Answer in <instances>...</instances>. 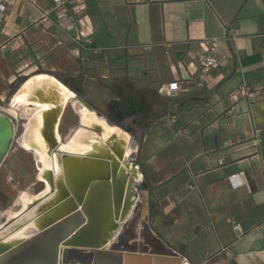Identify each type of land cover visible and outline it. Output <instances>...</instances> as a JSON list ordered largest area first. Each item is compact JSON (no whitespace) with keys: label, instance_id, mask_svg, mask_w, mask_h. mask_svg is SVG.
Returning <instances> with one entry per match:
<instances>
[{"label":"crops","instance_id":"crops-1","mask_svg":"<svg viewBox=\"0 0 264 264\" xmlns=\"http://www.w3.org/2000/svg\"><path fill=\"white\" fill-rule=\"evenodd\" d=\"M213 41L219 63L204 71L201 60ZM136 70V83L145 81L166 99L143 136H133L141 125L136 117L117 125L95 110L136 146L127 155V173L147 186L156 234L192 264H264V0L7 5L0 22V99L46 74L89 102L90 90H114V79L129 90L126 72ZM241 88L249 93L232 95ZM74 110L79 123L90 114L78 100ZM41 173L37 167L45 186Z\"/></svg>","mask_w":264,"mask_h":264},{"label":"water","instance_id":"water-1","mask_svg":"<svg viewBox=\"0 0 264 264\" xmlns=\"http://www.w3.org/2000/svg\"><path fill=\"white\" fill-rule=\"evenodd\" d=\"M46 76L54 78L53 76ZM35 78L37 76L25 80L10 97L7 105L0 104V166L14 142L20 120L26 119L27 121V117L13 103V98L17 93L24 90L26 86H34V82L31 83L30 80ZM55 82L59 85H64L57 79H55ZM43 85H45L44 88L35 87L33 89V95L28 105L31 108H37L43 104L49 105L47 109H43L44 124L41 132L48 143L49 153H62V160L65 168H67V178L70 187L62 193V199H58L52 205L43 209L44 211L38 217L37 233L24 239L5 241V236L0 238V264H63V262L69 264L68 262L70 261L72 263H91L93 251H84L83 248L95 249L101 247L107 237V233L110 231V227H113V229L118 227V225L114 224V220L124 221L133 202L137 200L134 208L135 211L141 202L140 199H142L141 207L147 206L142 214L144 227L141 231H148L150 241L146 240L144 243H137L135 241L121 243L120 239L127 234L125 230L121 231L118 241L112 246V249L115 251V264H133L130 263L131 258L132 260L135 258L140 259V262L148 259L147 261L145 260L147 264H149L151 258L153 264H164L168 260H181L179 256L182 255L165 244L151 228L148 194L138 189L141 180L137 177V174L133 173L129 178V175L120 172L118 161L109 150L105 151V154L101 156L82 153L81 159H75L71 158L65 150L59 148V140L56 138V126L66 104H64L58 95L56 85L54 87L48 84ZM69 90L72 92V96L77 97L87 108L96 111L89 102L71 89ZM97 113L101 114L100 112ZM80 125L82 123H79ZM24 128L23 131H25ZM127 130L131 132V129ZM109 144L110 149L118 154L117 143L114 137L110 139ZM31 148L35 149L34 147ZM128 161L126 165L129 168L132 162L128 163ZM135 169L138 168L134 166L133 171H136ZM127 178L129 180L126 187ZM47 179L51 183V189H53V172L50 171L48 173ZM99 185H102L107 195H109V203H112L113 210L109 213L108 225L101 229V234L93 235L91 234L92 230L90 231L89 225H91L95 209L91 207L88 199L93 195L95 187ZM39 199L35 200V202ZM85 215L88 217L86 222ZM133 218L127 221L125 224L127 226H124L125 228H131ZM13 219H15V216L5 219L0 230L5 229ZM133 234L135 235L134 231ZM65 245L68 248L64 249L62 247ZM147 245L150 246L148 250L146 249ZM162 251L164 254L158 255ZM95 252L96 255H100L97 250ZM143 253H153L154 255ZM166 255L175 257H168ZM96 257L99 258V256Z\"/></svg>","mask_w":264,"mask_h":264},{"label":"bare ground","instance_id":"bare-ground-1","mask_svg":"<svg viewBox=\"0 0 264 264\" xmlns=\"http://www.w3.org/2000/svg\"><path fill=\"white\" fill-rule=\"evenodd\" d=\"M30 81L31 83L34 82L35 85L26 86L24 90L17 93L13 98V103L17 105V107L22 111L23 115L27 117V121L24 123L25 131H23L22 134L19 136L18 141L20 143L19 145H21L23 148L35 153V156L37 157V167L42 170L41 177L45 183V187L42 191L31 196L30 198H26L27 193L22 192L20 194L21 208L17 212L15 211L8 215H5L4 220L0 221L1 227L5 219H9L15 216V219H13L12 222L5 229L0 230V238L5 236V241L11 239H24L37 233V221L39 215L42 213V211H44L43 209H46V207H49L58 199H62V193L66 189H68V187H70V183L67 178V168H65V165L62 160V153L55 152L50 154L48 151V143L41 132V129L43 128L44 124L43 109H47L49 105L43 104L40 107L31 108L28 103L30 102L29 100L33 95V89L35 87L44 88L45 85L43 84H48V82H52L50 84L52 87L56 85V88L58 89V95L61 97L64 104L67 105V102H69L74 97L72 96V92L67 87L62 84H57L55 82V79L52 77L50 78L46 75H39L37 76V78ZM48 88L50 89V87ZM75 98L79 101L77 97ZM77 100L72 99V103L75 106V109H77ZM87 109L89 110L90 114L81 117L80 123H82V125L77 126L75 131L64 140H61V136L59 134V127L63 115L62 113L59 122L56 126V138L57 140H59V148L65 150L67 153H69L71 158L75 159H81L82 153L86 155L91 154L94 156H101L105 154V151L109 150L118 161L119 171L129 175L127 173L128 167L126 165V156L133 149H136V146L132 145L131 143V138L129 134L124 132L117 125L109 123L102 114L99 115L96 111L90 110L89 108ZM112 137L115 138V141L117 143L116 148H118V154L112 149H110L111 147L109 141ZM29 138L32 140L29 141ZM31 147H34L35 149H32ZM93 147H95L94 151ZM50 171L53 172V189H51V183L47 179L48 173ZM137 177L140 179V175H138ZM128 180L129 179L127 178L126 187L128 185ZM108 197L109 195H107V192H105L104 187L102 185H99L95 187V190H93V195L90 196V198L88 199L89 203L91 204V207L95 209L93 218L91 220V225H89V229L90 231L92 230L91 234L93 235L101 234V229L108 225L109 213L113 210V205L112 203H109ZM37 199L39 200L35 202V200ZM140 200L141 202L139 203V206L136 208L135 211L134 208L137 200L133 202L130 207V210L127 212L124 221L114 220V224L118 225V227L116 229L110 227V231L107 233V237L101 247L95 249L83 248L84 251H93V260L91 263H72L71 261L68 263L115 264V251L112 249V246L115 245V242L118 241L119 235H121V231L124 230L127 234L120 239L121 243H130L132 241H135L137 243H144V241L146 240L149 242L150 239L148 231H141V229H143L144 227L142 214L143 211L146 210L147 206L144 208L143 206L141 207L142 199ZM85 218L86 222L88 220V217L85 215ZM132 218L134 220L131 223V228H125L124 226H127L125 225L127 221L131 220ZM133 231L135 232V235L133 234ZM62 247L64 249L68 248L67 245ZM146 249H150V246L147 245ZM96 250L99 252L100 255H96ZM159 253L160 254L158 255L164 254L163 251ZM143 254L154 255L153 253ZM96 256H99V258ZM166 256L175 257L171 255ZM179 258H181V260H168L166 261V263L164 262V264H189V261L184 256H179ZM139 260L140 259L136 258L132 260L131 258L130 263L147 264L145 260L147 261L148 259H145L144 262H140ZM63 264H65V262H63ZM149 264H153L152 258Z\"/></svg>","mask_w":264,"mask_h":264},{"label":"rangeland","instance_id":"rangeland-1","mask_svg":"<svg viewBox=\"0 0 264 264\" xmlns=\"http://www.w3.org/2000/svg\"><path fill=\"white\" fill-rule=\"evenodd\" d=\"M126 75L133 81L132 87L129 86V90L125 92L119 89V86H117V79H114V90L102 91L101 89L105 85L103 86L100 84L99 86H103L102 88H93L90 90L92 100H89V102L95 109L103 112L109 121L114 118V123L117 125H120V123L126 125L132 124V119L136 117V119H138L137 122H141V125L138 124V126L135 127L136 135L133 136L140 138L143 136L146 127L154 116L163 112V107L165 108L166 106V99L161 98L159 95L160 93L154 90V87H150L145 81L135 82L141 80L139 79L138 70H136V73L132 74L126 72ZM15 86L16 85H13L11 87L12 90ZM82 92L83 95H87L85 89H83ZM9 99V95H4L3 98L0 99V104L7 105ZM25 121L26 119L20 120L14 142L0 166V221L4 220L8 211L14 212L21 208L20 194L22 192L27 193L28 196H33L44 188L43 182L37 178V167L35 165L33 153L23 149L19 145L18 138L23 132ZM78 124L79 116L69 102L60 123L59 133L61 138L63 140L66 139L71 129L78 126ZM137 143L139 150H141L142 142L139 140ZM93 148L94 151L95 147ZM136 161L139 162V159ZM138 189L144 193L148 190L143 181L138 185ZM148 202H150L149 199ZM149 222L155 233L160 234L155 225L150 205Z\"/></svg>","mask_w":264,"mask_h":264},{"label":"built area","instance_id":"built-area-1","mask_svg":"<svg viewBox=\"0 0 264 264\" xmlns=\"http://www.w3.org/2000/svg\"><path fill=\"white\" fill-rule=\"evenodd\" d=\"M59 5L63 4L67 0H55ZM11 2V0H0V22L4 17V14L7 10V5ZM219 54L220 50L218 47V44L216 41H213V44L210 48V51L206 54L203 55L201 64L203 66L204 71H209L213 67H215L219 63ZM177 82L171 83L170 88L171 89H176L177 88ZM249 91L246 88H241L238 91H234L232 93L233 96L237 98L238 94L239 95H247ZM230 181L234 186H237L240 184V179L237 174H232L230 176ZM189 264H192L189 262Z\"/></svg>","mask_w":264,"mask_h":264},{"label":"flooded vegetation","instance_id":"flooded-vegetation-1","mask_svg":"<svg viewBox=\"0 0 264 264\" xmlns=\"http://www.w3.org/2000/svg\"><path fill=\"white\" fill-rule=\"evenodd\" d=\"M59 134H60V133H59ZM69 135H70V134H69ZM69 135H68V136H69ZM60 136H61V135H60ZM61 140H63V139L61 138ZM19 144H20V143H19ZM44 187H45V186H44Z\"/></svg>","mask_w":264,"mask_h":264}]
</instances>
